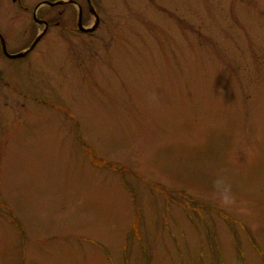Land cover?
<instances>
[{"label":"rangeland","instance_id":"1","mask_svg":"<svg viewBox=\"0 0 264 264\" xmlns=\"http://www.w3.org/2000/svg\"><path fill=\"white\" fill-rule=\"evenodd\" d=\"M98 6L0 84V264H264V0Z\"/></svg>","mask_w":264,"mask_h":264},{"label":"flooded vegetation","instance_id":"2","mask_svg":"<svg viewBox=\"0 0 264 264\" xmlns=\"http://www.w3.org/2000/svg\"><path fill=\"white\" fill-rule=\"evenodd\" d=\"M99 12L98 0H0V84L10 86L15 62L27 59L45 37L94 36L101 26ZM19 53L24 56L15 57Z\"/></svg>","mask_w":264,"mask_h":264},{"label":"clouds","instance_id":"3","mask_svg":"<svg viewBox=\"0 0 264 264\" xmlns=\"http://www.w3.org/2000/svg\"><path fill=\"white\" fill-rule=\"evenodd\" d=\"M145 99L149 106L159 104V96L154 92L147 94ZM209 195L214 203L226 212L241 217L252 214L248 203L239 200L235 191L233 178L227 169H216L212 172Z\"/></svg>","mask_w":264,"mask_h":264},{"label":"water","instance_id":"4","mask_svg":"<svg viewBox=\"0 0 264 264\" xmlns=\"http://www.w3.org/2000/svg\"><path fill=\"white\" fill-rule=\"evenodd\" d=\"M22 56H24L23 53H19V54L15 55V57H22Z\"/></svg>","mask_w":264,"mask_h":264}]
</instances>
